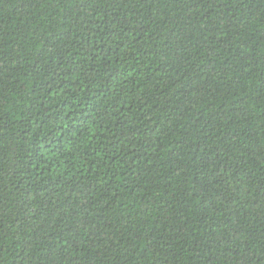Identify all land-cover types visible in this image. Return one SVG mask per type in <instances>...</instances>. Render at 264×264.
<instances>
[{"label":"trees","instance_id":"trees-1","mask_svg":"<svg viewBox=\"0 0 264 264\" xmlns=\"http://www.w3.org/2000/svg\"><path fill=\"white\" fill-rule=\"evenodd\" d=\"M0 264H264V0H0Z\"/></svg>","mask_w":264,"mask_h":264}]
</instances>
